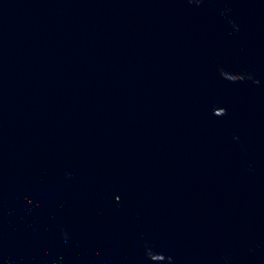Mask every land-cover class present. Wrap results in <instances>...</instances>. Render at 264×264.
I'll list each match as a JSON object with an SVG mask.
<instances>
[{"label": "water", "instance_id": "obj_1", "mask_svg": "<svg viewBox=\"0 0 264 264\" xmlns=\"http://www.w3.org/2000/svg\"><path fill=\"white\" fill-rule=\"evenodd\" d=\"M0 264H264V0H0Z\"/></svg>", "mask_w": 264, "mask_h": 264}]
</instances>
